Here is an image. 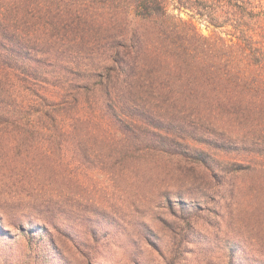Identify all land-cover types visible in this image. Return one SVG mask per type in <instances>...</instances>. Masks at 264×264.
I'll list each match as a JSON object with an SVG mask.
<instances>
[{"label":"rangeland","instance_id":"rangeland-1","mask_svg":"<svg viewBox=\"0 0 264 264\" xmlns=\"http://www.w3.org/2000/svg\"><path fill=\"white\" fill-rule=\"evenodd\" d=\"M136 96L156 150L94 124L92 140L36 139L19 171L0 126V264H264V132L179 94Z\"/></svg>","mask_w":264,"mask_h":264},{"label":"trees","instance_id":"trees-1","mask_svg":"<svg viewBox=\"0 0 264 264\" xmlns=\"http://www.w3.org/2000/svg\"><path fill=\"white\" fill-rule=\"evenodd\" d=\"M161 92L264 132V0H0L4 165L30 172L32 142L92 140L94 124L156 150L159 125L133 109Z\"/></svg>","mask_w":264,"mask_h":264}]
</instances>
